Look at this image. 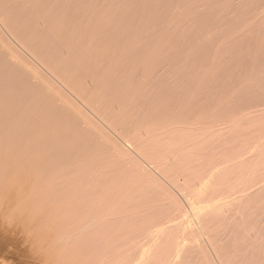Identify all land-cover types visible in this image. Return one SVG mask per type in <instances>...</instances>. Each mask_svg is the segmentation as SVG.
Returning <instances> with one entry per match:
<instances>
[{
    "label": "bare ground",
    "instance_id": "6f19581e",
    "mask_svg": "<svg viewBox=\"0 0 264 264\" xmlns=\"http://www.w3.org/2000/svg\"><path fill=\"white\" fill-rule=\"evenodd\" d=\"M30 1L32 0H29V3ZM34 1L40 5L42 10L31 8L33 11L22 13L24 17L27 16L26 19L24 18L25 21L28 19L26 22L23 19L22 22L18 21L21 15H15L16 12L13 13L15 9L13 7L20 2L21 4L18 3V5L22 7L16 6L20 10L27 7L30 9L29 3L26 4L27 0H11L9 2L8 5L11 6L9 9H12V13L9 11L12 16L8 11H6V14L8 13L11 17L8 15L6 17L5 10L3 11L4 8L0 6L1 25L6 28V31L13 32L12 35L9 32L11 36L15 34L18 44L25 51L28 50L27 52L33 56L35 62L41 66L40 69H43L40 71L39 65L37 66L35 62L34 64L29 61L27 56L13 45L14 43L8 41V38L6 41L5 37L2 36L5 40H0V264H189L190 258H197L198 261H202V264H216L210 259L205 248L206 244L204 246L203 241H205L206 236L215 233L225 220H230L229 218L234 220L235 223L236 221L239 223L243 220L253 202H261L257 198L264 190V185L259 188L255 187L256 189L253 187L263 181L261 179L259 181L256 173L264 170V120L262 122L260 121L262 118H258V122L252 120L254 128L252 130L250 127L252 132L250 130L251 133H247L249 135L242 141L239 140L243 136L228 141L229 137L227 136L233 133L221 134L223 131L213 129L215 128L214 125L209 124V126L207 123H200L198 117L197 120H193L194 122L191 119V121L185 120V118L182 119V116L177 120L175 117L177 114H172L176 107L170 109L173 111L172 113L166 111L167 114H165L162 110L166 105H161L158 102L161 101L159 98L164 96L161 95L165 92L163 90L162 93L155 94L153 101L148 100L151 104H149V107L148 105H141L139 102L141 106L147 107L145 110L141 107L143 111L137 110L135 114L130 112L131 116L127 114L128 117L125 120L122 116V119L118 118V109L109 105L114 103L112 98L111 103L107 101L110 100L107 91L114 84H117L116 78L119 71H125V75H131L132 79H138L137 82L143 81L145 85L148 84L146 86L150 87L152 86L150 82L153 83L156 80V78L153 79V74L155 75L154 72L158 69V65H154V63L160 41H157L158 44L155 42L158 45L156 46L157 51H155L153 47H149L150 45L153 46L152 44L148 46L146 41L143 42L147 44H143L141 40L146 38L143 33H147L149 30L144 32L145 27L152 25L150 24V16H146L149 19L141 17L138 20L136 19L137 21L134 20L135 25L133 24L134 27L130 30L127 26H124L128 23L125 22L126 20L123 21L122 13L113 10L118 9L117 7H123L124 0H99L96 6L101 9L100 13L94 14H91V10H81L82 8L76 10L75 7V10H72L71 7H74L75 0L74 2L70 1L74 3L70 6L71 10H59L58 3L60 1L58 2V0ZM84 1L77 0V3L79 2L81 7H84L85 4V8L87 6L86 9H89L93 2L88 4L87 1L85 3ZM155 1L159 4V1L162 0ZM206 1L204 0V4ZM236 1L238 3V0ZM128 2L130 1L128 0ZM214 2L219 3L220 1L215 0ZM236 3L235 10L237 8ZM220 4L222 5V3ZM162 5L160 6L163 7ZM253 5L255 6V4H252V7ZM247 6L246 4V8H248ZM206 7L208 6L205 5L204 9ZM257 7L259 8V6ZM98 8L96 9L98 10ZM223 8L226 13H229L226 10V5ZM164 11L166 12V9ZM196 11L200 12L202 10ZM169 12L172 13L170 10ZM217 12L222 15L221 10H217ZM209 13L212 15L211 12ZM209 13L207 12V14ZM173 14L174 12L172 16H178ZM182 16L184 17L185 14ZM212 16H214V19L217 18L215 14ZM197 17L202 21L199 14ZM228 17L231 16L228 14ZM237 17L239 18L238 15ZM189 18L186 17L184 21L188 19L187 23L189 21L191 23ZM154 19L156 20V18ZM164 19L166 18L164 17ZM212 19L210 18V21ZM229 19L231 20V18ZM117 20H121V22ZM113 21L115 23L112 25ZM178 21L180 22V20ZM216 21H219V19L217 18L215 23H217ZM223 21L225 22V20H222L221 25ZM18 22L22 23L20 25H23L21 27L23 29L27 27L26 25H31V28H28L33 29V31L31 32L28 28L26 30L32 34L23 31L18 27L19 24L15 26ZM27 22L29 23L27 24ZM31 22L34 24L33 27ZM168 22V20H165V24H163L166 26ZM172 23L174 25L175 22ZM187 23L183 24L185 27L182 26V29L185 28L183 31L186 30L185 33L188 34L186 28L189 27L190 31L192 27H195V24L192 23L190 28V23L189 26L185 25ZM230 23L231 21L228 23L231 27ZM243 23L244 21L241 24L239 21V26L244 27ZM214 24L212 26L210 23L209 28L212 27L211 29H213L216 26ZM168 26L170 29L171 24ZM202 26L206 27V24ZM173 27L175 29V25ZM201 27H199V30H202ZM218 27L221 28L222 26ZM154 29L157 32V29ZM194 29L193 38L196 42L199 35L196 38L194 37L196 33L198 34L196 28ZM211 29L209 30L211 31ZM215 30L220 31L217 28ZM215 30L214 33L217 34L218 32L216 33ZM229 31L233 32V29ZM159 32L163 31L159 30ZM154 34L156 35V33ZM227 34L229 33L226 32L224 35ZM200 35H202V32ZM187 36L185 39L182 37L183 41L188 40L189 36ZM239 37H241V34ZM161 38L164 37L161 35ZM200 38L202 39V36ZM209 39L211 41L210 37ZM215 41L222 44L220 40ZM223 46L225 44L222 45V48H225ZM214 47L216 49V46ZM149 49L153 51L151 52ZM160 61L162 63V59ZM209 65L211 67V64ZM155 66L157 69H155ZM152 67L155 70L151 69ZM193 69H191L190 74ZM199 69H197L198 72ZM183 70L185 71L186 67ZM183 70L177 72L179 74L183 72V75H185ZM194 70L196 71V69ZM244 74H242L243 78H245ZM187 76L189 77V74ZM181 77L182 75H180ZM184 78L187 77L184 76ZM193 78L191 77V80ZM196 78H201L199 73ZM243 78H237L240 80L239 83L246 81ZM252 78L254 79V75ZM261 81L264 82L263 79ZM227 82L222 85L224 91L227 85L229 87ZM136 83L134 84L137 86ZM251 84L253 82H250L249 85L246 84V86L250 88ZM162 85L164 84L162 83ZM180 86H183V84ZM113 89L111 88V90ZM176 89L184 92L187 90ZM220 89L219 92L222 91ZM172 90L175 89L171 88ZM255 90H258L257 86ZM146 93L144 92L145 95H148ZM224 94L228 95V92ZM215 95L217 98L218 93ZM171 97H175V99L182 102L176 96L171 95ZM171 97L169 94L170 99ZM224 97L223 95L222 98L226 100ZM226 97L229 98V96ZM145 98L147 99V97ZM175 99L171 100L175 101ZM196 102L190 100L191 105L189 108L192 107V103ZM161 103L164 104V102ZM81 105H86L88 111L82 109ZM172 105L170 108H172ZM198 105L200 106V113L203 106L200 105V102L197 103V107ZM208 106L210 109L211 105ZM158 107H162L161 110H158ZM178 107L177 109L180 108ZM204 107L206 108V106ZM132 108L135 109V107ZM194 110L197 112L198 108ZM260 110L263 111L264 109ZM195 111H191V113H196ZM91 112L94 116L90 115ZM262 113L255 117H262ZM212 117L210 116L209 119L211 120ZM240 123H238L239 126ZM108 129L116 132V135L118 133V137L114 138L116 136L113 134V137L111 131V134H109ZM234 135L237 136L238 134ZM247 149H249L248 155H246L247 152H244ZM262 172L261 174L264 176ZM164 176L170 181L167 182L174 187L176 186V189L178 188L181 192V197L185 200L187 207L178 198L179 196L177 197L170 190L169 183V186L165 184ZM161 178L165 181L163 182ZM262 196L261 198H263ZM261 203L263 204V202ZM256 207L257 205L254 204L253 211ZM251 214L253 215V212ZM238 218L240 219L238 220ZM258 218H260V215ZM245 225L248 226L247 223ZM245 228L243 227V229ZM246 230L251 233V230ZM234 231L236 230L234 229ZM219 236H222L221 231ZM227 236L229 237V235ZM235 236L234 241L236 240ZM254 236L251 235V237ZM257 236L259 235L257 234ZM214 237L218 238L213 234ZM258 242L261 243L259 240ZM217 243L222 242L218 241ZM245 243L247 244V241ZM245 243L244 245H246ZM213 244L212 247H214ZM227 244V246L230 245ZM237 244L239 245V243ZM254 244L256 245V241ZM218 246L221 247L220 244ZM239 247L240 250L245 248V246ZM247 249L251 248L247 246ZM243 250L247 252L246 249ZM263 250L261 253L264 254ZM241 254L238 256L231 254L232 257L229 258V255H223L229 260L233 257L234 259L246 257V254L244 256ZM215 255L218 257L217 254ZM253 255L256 257V253ZM255 257L252 260L255 262L257 260L256 264H260L261 262L258 263V259L254 260ZM258 257L262 259L261 255ZM245 261L252 263L248 259ZM238 263L241 264L240 260Z\"/></svg>",
    "mask_w": 264,
    "mask_h": 264
},
{
    "label": "rangeland",
    "instance_id": "374dc122",
    "mask_svg": "<svg viewBox=\"0 0 264 264\" xmlns=\"http://www.w3.org/2000/svg\"><path fill=\"white\" fill-rule=\"evenodd\" d=\"M6 1V2H5ZM11 0H1V2H0V6L2 7V8H4L3 9V11L5 10V14H6V11H8V13H10V11L12 10L11 8L9 9V7H11V6H9L8 4H9V2H10ZM34 3H33V2ZM32 1H30V3H29V0H27V2H26V4H28L29 6H30V9H29V7H27V8H23V9H19V8H21L22 6L21 5H18V3L19 4H21L20 2H18L17 3V5L16 6H18V7H13V13H15V15H17V16H20V20H18L19 22H22V19H23V21L24 22H26L25 20H24V18L25 17H27V16H23L22 15V13L24 14V13H26V12H29V11H31L32 9H39V10H42V8L40 7V5L36 2V1H34V0H32ZM57 1V0H56ZM61 3H60V2ZM66 1H69V2H66ZM58 0V8H59V10H75V7L77 8L76 10H80L81 8V10H91V14H94V13H100V8H98L96 5V3L99 1V0H83L84 1V3L87 1L88 2V4L90 3H92L90 6V8H92V9H86L87 8V6H86V8H85V4H84V7H81L80 5H79V2L77 3V0H75V2L77 3H71L70 1H72V2H74V0ZM94 1H95V3H94ZM108 1V0H107ZM125 1L126 0H124L123 1V3L122 4H124V5H126L125 7H124V5H123V7H117L118 9H113L115 12L117 11V12H121L120 14L123 16V21H125V22H127L126 24L127 25H124V26H127L130 30H131V28L132 27H134L133 26V24L135 25V21L134 20H138V18L140 19L141 17H146V16H150L149 18L151 19V21H150V24H152L151 26L149 25V26H147V27H145V29H144V32L145 31H147L148 29V31H147V33L148 32H150L149 34H147L146 32L145 33H143V34H145L146 35V38H147V40H146V38H144V36H143V38L144 39H141L142 40V42L143 41H146L145 43L143 42V44H147L148 46H149V44H152L153 46H149V47H153V49L155 50V51H157V47L156 46H158L157 44V41L159 40L160 42V46H158V51L156 52V59H155V63H154V65H158L157 67H158V69L156 68V66H155V69H157L156 71H158V72H154L155 73V75L153 74V79L155 80V78H156V80L155 81H153V79H152V81H153V83L152 82H150L151 84H152V86L150 87V86H146V85H148L147 83H146V85H145V83L143 82V81H138L137 82V80L138 79H132L130 76L131 75H129V76H127V75H125V71H119V73H118V75H117V84L115 85H113L111 88L113 89V90H111V88L107 91V95H108V97H109V99L110 100H107V101H109V103H111V98H112V102H114V103H111V104H109V105H112L113 107H115L116 109H118V111H119V116H118V118H121V116L122 117H124L123 118V120H125L128 116H131V113L130 112H133L134 114L137 112V110H139V111H143V109L145 110L147 107V105H148V107L151 105L149 102H148V100H154V96H155V94L156 95H158V94H160V93H162V90L163 91H165V92H163L161 95H164L162 98L160 97L159 99H161V101H158L161 105H166V106H164L165 108H167V109H163L162 111L163 112H165V114H167V112L166 111H168L169 113H172L173 111L172 110H170V109H173V107H174V109H175V107H176V109H175V111L177 110V112H175L174 111V113H172V114H177L175 117H176V119L177 120H179L180 119V116H182L181 118L182 119H184L185 118V120H189V121H193V120H197L196 118L198 117V118H200V120L198 119V121L200 122V123H204V124H206L207 123V125H209V124H212V125H214L215 126V128H213V129H215V130H219L220 132H222L221 134H223V133H233V134H229L227 137H229V140L228 141H230V140H234V138H236V137H241V136H243L242 137V139L241 140H239V141H242L244 138H246L251 132H252V130H253V128H254V124L252 123V120H255L256 122H258L259 120H258V118H262L260 121L262 122V120H264V110L262 111V110H260V109H264V82L262 83V79H263V81H264V22H263V19H264V0H251V2H250V0H238V3H236L237 1L236 0H218V1H220L219 3H216V2H214L215 0H207L206 1V3L204 4V0H194V2H193V0H162V1H159V4L160 5H162L163 7H161L155 0H153V1H151V0H129L130 2H128V0H127V2L125 3ZM141 1V2H140ZM146 1V2H145ZM164 1V2H163ZM260 1H261V3H263L262 5H261V3H260ZM4 2V3H3ZM145 2V3H144ZM150 2V3H149ZM190 2V3H189ZM243 2H246V3H243ZM5 3H7V4H5ZM35 3H36V5H35ZM65 3V4H64ZM69 3V4H68ZM148 3V4H147ZM178 3H180V4H178ZM220 3H222V5H223V7L226 5V7H227V11H229V13H226V11H225V9L222 7V5L220 4ZM235 3L237 4V8H236V10H235ZM241 3V4H240ZM4 4V5H3ZM32 5V7H31V5ZM66 4H68L67 6H66ZM74 4V7L72 6L71 7V9H70V6L71 5H73ZM94 4V5H93ZM193 4H195V5H193ZM196 4H198V5H196ZM246 4L248 5L247 7L249 8H246ZM252 4H255V6L253 5V7H252ZM11 5V4H10ZM35 5V6H34ZM39 5V6H38ZM62 5V6H61ZM129 5V6H128ZM182 5V6H181ZM191 5H192V7H191ZM205 5H207L208 7H206V9H204V6ZM244 7H243V6ZM259 6V8L257 7V6ZM34 6V7H33ZM64 6V7H63ZM95 6H96V8H98V10L95 8ZM121 6V5H120ZM136 6V7H135ZM152 6V7H151ZM155 6H157L156 8H153V7H155ZM199 6H201V7H199ZM203 6V7H202ZM6 7V8H5ZM37 7V8H36ZM68 7V8H67ZM79 7V8H78ZM88 7H89V5H88ZM94 7V8H93ZM164 7H167V8H164ZM194 7H195V9H194ZM214 7V8H213ZM251 7H252V10H251ZM16 8H17V10H16ZM32 8V9H31ZM61 8V9H60ZM74 8V9H73ZM83 8H85V9H83ZM119 8H121V9H119ZM242 8H244V9H242ZM258 9V10H256V9ZM95 9V10H94ZM151 9V10H150ZM156 9V10H155ZM166 9V12L164 11V10ZM202 10L203 11V9H204V11L202 12V11H200V12H198V11H196V10ZM214 9H216V10H214ZM10 10V11H9ZM28 10V11H27ZM131 10V11H130ZM135 10H136V12H135ZM144 10V11H143ZM169 10L170 11H172V13L174 12V14H176V15H178V16H172V13L171 12H169ZM209 10V11H208ZM217 10L218 11H222V15L224 16H222V15H220V13L219 12H217ZM260 10V11H259ZM263 10V11H262ZM3 11H2V13H3ZM19 11V12H18ZM20 11H22V12H20ZM33 11V10H32ZM35 11V10H34ZM113 11V12H114ZM143 11V12H142ZM161 11V12H160ZM196 11V12H195ZM206 11V12H205ZM249 11V12H248ZM1 12V11H0ZM135 12V13H134ZM141 12V13H140ZM204 12H205V14H204ZM207 12L209 13V12H211V14L212 15H214L215 14V17H217L218 19H219V21H216L217 23H215V20H217V18L216 19H214V16H212V15H210V13L209 14H207ZM248 12V13H247ZM8 13L6 14V17H7V15H8ZM11 13H12V11H11ZM11 13H10V15H11ZM139 13V14H138ZM168 13H171V14H168ZM180 13V14H179ZM201 13V14H200ZM214 13V14H213ZM237 13V14H236ZM5 14H4V16H5ZM125 14V15H124ZM131 14V15H130ZM167 14V15H166ZM173 14V15H174ZM185 14V16L183 17L182 15H184ZM189 14H191L192 16H190ZM199 14V16L202 18V21H200L198 18L199 17H197V15ZM204 14V15H203ZM207 14V15H206ZM228 14L231 16V17H228ZM249 15V16H246V15ZM254 14V15H253ZM10 15H8V16H10ZM130 15V16H129ZM135 15V16H134ZM154 15H155V17H154ZM164 16L166 19H164V17H162V16ZM181 15V16H180ZM187 15V16H186ZM193 15H194V19H193ZM237 15L239 16V18L237 17ZM12 16V15H11ZM10 16V17H11ZM124 16H125V19H124ZM207 16V17H206ZM222 16V17H221ZM23 17V18H22ZM129 17L131 18L130 20H132V22H130V20H129ZM170 17H172L171 18V20H169L170 19ZM186 17H190L189 19L191 20V23H190V21H189V23H187V21H188V19H187V21H184V20H186L185 18ZM228 17V18H227ZM247 17H248V19H250V21H248V19H247ZM251 17V18H250ZM253 17V18H252ZM147 19H149L148 17H146ZM145 18V19H146ZM154 18H156V20L154 19ZM197 20H196V19ZM200 18V19H201ZM207 18H209V19H207ZM210 18H213L212 19V21H210ZM221 18H222V20H225V22L223 21V23H222V25L220 24L221 22H222V20H221ZM229 18H231V20L229 19ZM241 18V19H240ZM260 18H261V20H262V22H261V20H260ZM26 19V18H25ZM144 19V18H143ZM172 19H173V21H172ZM177 19V21H175ZM238 19V20H237ZM253 19V20H252ZM136 20V21H137ZM165 20L167 21H169L168 23H170L171 24V27H170V29L168 28L169 26L168 25H170V24H168V23H166L167 25L165 26L164 24H165ZM178 20H180V22L178 21ZM194 20H196L195 22H194ZM214 20V21H213ZM228 20H230L231 21V27L229 26V22H228ZM234 20V21H233ZM117 21H120L121 22V20H117ZM156 21V22H155ZM158 21V22H157ZM239 21H240V24L244 21V23L242 24V25H244V27L243 26H239L240 24H239ZM17 23V24H15V26L16 25H18L19 24V26L18 27H23V25L21 26L20 24H22V23ZM24 22H23V24H24ZM33 22V21H32ZM31 22V24H32V27H33V25L35 24V22H33L32 23ZM160 22V23H159ZM172 22H175L174 23V25H175V29H174V25H173V23ZM186 22L187 24H185V25H190V28H191V25H192V23H193V25L195 24V27H192V29H190V31H189V27L188 28H186L187 29V31H188V34L187 33H185V31H183L184 29H182V26H184L183 24ZM203 22V23H202ZM215 24H214V23ZM228 22V23H227ZM236 24H235V23ZM249 24H248V23ZM261 22V23H260ZM29 22H27V24H28ZM113 23H115V21H113L112 22V25H113ZM164 23V24H163ZM179 23H180V25H179ZM183 23V24H182ZM199 23H202V24H199ZM210 23H211V25L213 26V24L214 25H216V26H214V30L217 28V30H220L219 32L218 31H216L215 30V32L217 33V34H215L214 33V30L213 29H211V28H209V25H210ZM226 23H227V25H226ZM257 23V24H256ZM2 23L0 22V30L2 31L1 33H3V34H1L0 33V38H2V39H0V40H5L6 39V41H7V38H8V41H11V43H14L13 45L16 47V48H18V50H20V51H22V53L25 55V56H27V58L29 59V61H31L32 63H34L35 62V59L33 58V56H31L30 55V53L29 52H27L28 50H26L25 51V49H23L19 44H18V40L16 41V39H15V37L16 36H14L15 34H13V36H11L12 35V31H9V32H11L10 34H9V32L8 31H6L5 29L6 28H4V26H2L1 25ZM125 24V23H124ZM205 25L206 24V27L205 26H202L201 27V25ZM26 25V24H25ZM159 26V27H157V26ZM179 25V27L177 28V26ZM188 25V26H189ZM210 25V26H211ZM232 25H233V27H232ZM259 25H260V27H259ZM263 25V26H262ZM27 27H25V29H23V28H21V29H23V31H25L26 33H31L32 31H33V29L31 30L30 28V26H28V25H26ZM163 26V27H162ZM218 26H222L223 28H225V29H223L222 27L220 28V27H218ZM228 26V27H227ZM249 26V27H248ZM250 26H252V27H250ZM28 27H30V28H28ZM127 27H126V29H127ZM156 28L157 29V32H155L156 30L153 28ZM161 27H162V29H161ZM181 27V28H180ZM185 27V26H184ZM199 27H201V29L202 30H199ZM228 28V30H227V28ZM243 27V28H242ZM30 29V31L31 32H28V30H26V29ZM144 28V27H143ZM167 28H168V30H167ZM180 28V29H179ZM194 28H196V31L198 32V34L196 33L195 35H194V37L196 38V36L197 35H199V37L197 36V39H196V42H195V39L193 38V34L195 33V29ZM233 29V32H231V31H229V30H231V29ZM240 28H242V29H240ZM246 28V29H245ZM253 28V29H252ZM128 29V30H129ZM193 29H194V31H193ZM204 29H206L205 31H204ZM209 29H211V31L209 30ZM10 30V29H9ZM159 30L160 31H163V32H159ZM173 30V31H172ZM175 30V31H174ZM180 32H178V31ZM239 30V31H238ZM223 31V32H222ZM246 31V32H245ZM185 33V35H184V33ZM194 32V33H193ZM201 32H202V35H200L201 34ZM208 32V33H207ZM211 32V33H210ZM226 32H228L229 34H227L226 36L224 35ZM251 34H250V33ZM24 33V32H23ZM154 33H156V35L154 34ZM173 33V34H172ZM210 33V34H209ZM233 33V34H232ZM263 33V34H262ZM29 34H25V35H29ZM32 34V33H31ZM164 37V38H161V35ZM219 34V36H217ZM241 34V37H239V35ZM151 37L150 39L148 38L149 36ZM155 35V36H154ZM182 35H184V36H182ZM186 35H188L189 36V38H188V40H187V42H185V41H183V39H182V37L185 39V37H186ZM206 35V36H205ZM212 35V36H211ZM220 35H221V37H220ZM230 36V38H229V36ZM249 35V36H248ZM5 37V39L3 38V37ZM148 36V37H147ZM187 36V37H188ZM202 36V39L200 38ZM259 36V37H258ZM153 37H156V38H153ZM206 37H208V38H206ZM209 37L211 38V41H210V39H209ZM213 37H218L217 39H215V38H213ZM234 37H235V39H234ZM249 37V38H248ZM253 37V38H252ZM236 38H237V40H236ZM152 39H154V40H152ZM155 39H156V41H155ZM163 39H165V40H163ZM194 39V40H193ZM206 39H207V41H206ZM213 39V40H212ZM243 39H245V40H243ZM198 40V41H197ZM201 40V41H200ZM215 40H220V42H222V44H220V43H218V42H216ZM250 40V41H249ZM151 41H153V42H151ZM166 41H167V43H166ZM230 41H232V42H230ZM1 42V41H0ZM157 44H156V43ZM215 42H216V44H215ZM224 42V43H223ZM232 43V44H231ZM156 44V45H155ZM196 44V45H195ZM208 44V45H207ZM210 44H212V45H210ZM225 44V46H223V47H225V48H222V45H224ZM229 44H231V45H229ZM238 44V45H237ZM255 44V45H254ZM163 45V46H162ZM167 45V46H166ZM188 45V46H187ZM207 45V46H206ZM210 45V46H209ZM214 46H216V49H215V47ZM244 46H245V48H244ZM155 47V48H154ZM172 47V49H170ZM179 47V48H178ZM182 47V48H181ZM189 47V48H188ZM210 47V48H209ZM231 47V48H230ZM240 47V48H239ZM169 48V49H168ZM213 48H214V50H213ZM255 48V49H254ZM165 49H167V50H165ZM193 49V50H192ZM198 51H197V50ZM205 49H206V51H205ZM211 49V50H210ZM221 49V50H220ZM181 50V51H180ZM183 50V51H182ZM210 50V51H209ZM223 50V51H222ZM246 50H247V52H246ZM149 51H153L152 49H149ZM167 51V52H166ZM196 51V52H195ZM218 51V52H217ZM174 52V53H173ZM191 52V53H190ZM165 53V54H164ZM176 53V54H175ZM202 53H204L203 55H205V56H203L202 55ZM183 54H185V55H183ZM199 54H201L200 56H198ZM248 54V55H247ZM196 55V56H195ZM222 55V56H221ZM162 58H161V57ZM165 56V57H164ZM235 56V57H234ZM237 56V57H236ZM182 57V58H181ZM203 57V58H202ZM163 58H164V60H163ZM214 58V59H213ZM248 58V59H247ZM162 59V63H161V60ZM196 59V60H195ZM198 59V60H197ZM203 59V61H201ZM159 60V61H158ZM173 60V62H171V61ZM181 60V61H180ZM213 60V61H212ZM235 60V61H234ZM157 61V62H156ZM165 61V62H164ZM212 61V62H211ZM243 61V62H242ZM177 62V63H176ZM178 62H179V64H178ZM185 62V63H184ZM204 62V63H203ZM241 62V63H240ZM36 63V65L38 66L39 64L37 63V62H35ZM34 63V64H35ZM195 63V64H194ZM166 66H165V65ZM172 64V65H171ZM190 64V65H189ZM198 64V65H197ZM202 64H204L203 66H202ZM209 64H211V67H213V68H211L210 67V65ZM177 65V66H176ZM180 65V66H179ZM192 65V66H191ZM194 65V66H193ZM199 65H201L200 67H202L201 69H199L200 67H198ZM206 65V66H205ZM208 65V66H207ZM242 65V66H241ZM153 66V65H152ZM160 66V67H159ZM168 66V67H167ZM171 68H170V67ZM189 66V67H188ZM196 66V67H195ZM216 66V67H215ZM254 66V67H253ZM40 65H39V69H40ZM186 67V70L184 71L183 69ZM210 67V68H209ZM159 68H160V70H159ZM167 68V69H166ZM180 68V69H179ZM182 68V69H181ZM192 68H194V69H196V71L193 69V72L190 74V72H191V69ZM151 69H154L153 67L151 68ZM151 69H150V71H151ZM154 69V70H155ZM197 69H199V72L197 71ZM207 69H209V70H207ZM213 69V70H212ZM225 69H227V70H225ZM245 69H246V71H245ZM43 69H40V71H42ZM165 70V71H164ZM168 70H170V71H168ZM181 71V70H183L184 71V74L185 75H183V72H181L180 74L177 72V71ZM188 70H190V71H188ZM211 70V71H210ZM214 70H215V72H214ZM243 70H244V72H245V74H244V72H243ZM160 71H162L161 73H159ZM179 71V72H180ZM186 71H188L187 73H186ZM194 71H195V73H194ZM212 71H213V73H212ZM221 71V72H220ZM151 72H153V70L151 71ZM200 72H202V73H200ZM211 72V73H210ZM251 74H250V73ZM167 73V74H166ZM194 73V74H193ZM198 73H199V77H201V78H196V76L198 77ZM231 73V74H230ZM249 73V74H248ZM122 74H123V76H122ZM162 74H164V75H162ZM170 74V75H169ZM187 74H189V77L187 76ZM193 74V75H192ZM195 74H196V76H195ZM239 74V76H237ZM242 74H244V76H245V78H243V76H242ZM152 75V74H151ZM180 75H182V77L180 78ZM201 75V76H200ZM248 75H250V76H248ZM253 75H254V79L252 78L253 77ZM256 75H258V76H256ZM263 75V76H262ZM184 76L185 77H187L186 79L184 78ZM203 76V77H202ZM211 76V77H210ZM226 76V77H225ZM256 76V77H255ZM120 77V78H119ZM122 77V78H121ZM127 77H129V78H127ZM159 77V78H158ZM180 79H179V78ZM191 77L193 78V80H191ZM213 77V78H212ZM222 77V78H221ZM243 78L244 80H246V81H244L243 83L242 82H240L239 83V81L240 80H238L237 78ZM262 77V78H261ZM126 78H127V80H126ZM164 78H165V80H164ZM204 78V79H203ZM227 78V79H226ZM257 78H258V80H257ZM169 79V80H168ZM198 79H200V80H198ZM226 79V80H225ZM253 79V80H252ZM122 80H123V82H122ZM177 80V82H175ZM237 80V81H236ZM255 80H257V81H255ZM133 81H134V83H136L137 84V86L133 83ZM186 81V82H185ZM193 81V83H191ZM228 81V82H227ZM233 81V82H232ZM242 81V80H241ZM125 82V83H124ZM128 82V83H127ZM185 82V83H184ZM187 82H188V84H187ZM224 82H227L228 84H229V87H228V85H227V83H225V85H227L226 86V88H225V91H224V89H222V85H223V83ZM237 82V83H236ZM250 82L252 83L253 82V84H251L250 85V88H249V86H246V84H250ZM141 83V85H142V87H141V85H139L138 86V84H140ZM157 83V84H156ZM162 83L164 84V85H162ZM173 83H175V85H173ZM197 83V84H196ZM205 83V84H204ZM242 83V84H241ZM118 84H119V86H118ZM124 84V85H123ZM133 84V85H132ZM181 84H183V86H185V84H186V86H188V87H183V86H180ZM231 84H233V85H231ZM135 85V86H134ZM150 85V84H149ZM154 85V86H153ZM159 85V86H158ZM160 85H162V86H160ZM173 85V86H172ZM193 85V86H192ZM238 87H237V86ZM259 85H261V86H259ZM62 85H60V87H61ZM121 86V87H120ZM134 86V87H133ZM143 86H144V88H143ZM171 87L172 89H175V90H172L173 91V93H172V91H171V88H170V90H168V88L166 89V87ZM192 86V87H191ZM199 86H200V88H199ZM211 86H212V88H211ZM232 86H233V88H232ZM254 86H255V88H256V86H257V91L255 90V88H254ZM125 87V88H124ZM135 87H137V88H135ZM145 87H147V88H145ZM174 87H176V88H182V89H187L185 92L184 91H181V90H177L176 88H174ZM220 87H221V89H220ZM228 87V88H227ZM243 87V88H242ZM259 87V88H258ZM61 88H63L64 89V87H61ZM130 88V89H129ZM140 88V89H139ZM149 88H150V90H149ZM138 89H139V91H138ZM144 89V90H143ZM165 89V90H164ZM189 89V90H188ZM193 89V90H192ZM213 89H215V90H213ZM219 89L220 90H222V91H220L219 92ZM242 89H244L243 91H242ZM247 89V91L245 92V90ZM252 89H254V90H252ZM111 90V91H110ZM136 90H137V93H136ZM147 90H148V92H147ZM190 90H191V92H190ZM212 90V91H211ZM122 91V92H121ZM127 91V92H126ZM157 91V92H156ZM189 91V92H188ZM224 91V92H223ZM242 91V92H241ZM111 92H112V94H111ZM129 92H131V93H129ZM144 92L146 93V94H148V95H145L144 94ZM151 92V93H150ZM186 92H188V93H186ZM228 92V95L226 94H224V93H227ZM245 92V93H244ZM256 92V93H255ZM108 93H110V94H108ZM125 93H126V95H125ZM139 93V94H138ZM142 95H141V94ZM216 93H218V96H217V98H216V95L215 94ZM254 93V94H253ZM260 93V94H259ZM136 94V95H135ZM169 94H170V97H171V95L172 96H176V98L178 97L182 102H180L178 99H175V97H171V99L172 100H174L175 99V101H172L170 98H169ZM241 94V95H240ZM139 95H141V96H139ZM190 95V96H189ZM223 95L225 96L224 98H226V100H224L222 97H223ZM235 95V96H234ZM243 95V96H242ZM250 95V96H249ZM116 96V97H115ZM125 98H124V97ZM133 96V97H132ZM226 96H229V98L228 97H226ZM240 96H242V97H240ZM255 96V97H254ZM260 96V97H259ZM129 97V98H128ZM131 97V98H130ZM136 97V98H135ZM139 99H138V98ZM145 97H147V99L145 98ZM165 97V98H164ZM181 97V98H180ZM234 97V98H233ZM252 97H253V99H252ZM144 98H145V100H146V102H145V100H144ZM259 98V99H258ZM117 99V100H116ZM119 99V100H118ZM128 99V100H127ZM130 99V100H129ZM134 99V100H133ZM170 99V100H169ZM188 101H187V100ZM195 99V100H194ZM212 99V100H211ZM215 99H216V101H215ZM224 100V102L223 103H221L223 100ZM258 99V100H257ZM261 99V100H260ZM139 100H141V101H139ZM144 102H143V101ZM190 100H191V102H196L197 100V102L196 103H192V107L191 108H189L190 107V105H191V103H190ZM241 100V101H240ZM257 100V101H256ZM132 101H134V102H132ZM138 101V102H137ZM226 101V102H225ZM248 101V102H247ZM139 102L141 103V105H146V106H141L140 104H139ZM143 102V103H142ZM161 102H164V104L163 103H161ZM178 102H180L179 104H178ZM200 102V105L201 106H203V109L202 108H200V109H202V110H200L201 112L199 113V105H198V107H197V103H199ZM205 102V103H204ZM231 104H230V103ZM135 103V104H134ZM146 103H148V104H146ZM170 103L171 105H172V103H173V105H172V108H170V106L168 105V104ZM186 105H185V104ZM204 103V104H203ZM235 105H234V104ZM134 106H133V105ZM136 104H138V105H136ZM150 104V105H149ZM175 104H178V105H175ZM228 104H230V105H228ZM248 104V105H247ZM253 104V105H252ZM260 104V105H259ZM115 105V106H114ZM118 105V106H117ZM119 105H121V106H119ZM168 105V106H167ZM175 105V106H174ZM208 105H211L210 106V109L208 108L209 106ZM225 105H226V107H225ZM230 106V107H228V106ZM243 105H245V106H243ZM139 106V107H138ZM177 106H179L178 108L179 109H177ZM184 106V107H183ZM198 108V113L194 110V109H196L197 110V108ZM204 106H206V108L204 107ZM214 106H215V109H214ZM217 106V107H216ZM256 106V107H255ZM81 107H82V109H84V110H86V111H88L87 109H88V107L85 105H81ZM84 107V108H83ZM123 109H122V108ZM132 107H135V109H136V111H135V109H133ZM137 107V108H136ZM141 107H143V109L141 108ZM195 107V108H194ZM225 107V108H224ZM242 107V108H241ZM258 107H259V109H258ZM86 108V109H85ZM129 108V109H128ZM161 108L162 107H158V110H161ZM186 108H187V112H186ZM226 109L225 111H222V110H224V109ZM241 108V109H240ZM248 108V109H247ZM126 109H127V111H126ZM133 111H132V110ZM157 109V108H156ZM189 109H191V110H189ZM214 109V110H213ZM245 109V110H244ZM123 110H124V112H123ZM131 110V111H130ZM206 110V111H205ZM213 110V111H212ZM246 110H248V111H246ZM191 111L192 112H196V113H191ZM126 112V113H125ZM204 114H203V113ZM221 112H222V114H221ZM235 112H236V115H235ZM238 112H240L239 114H238ZM243 112V113H242ZM263 112V113H262ZM121 113V114H120ZM130 113V114H129ZM133 113H132V115H133ZM207 115H206V114ZM218 113H220V114H218ZM260 113H262V117H255V116H258ZM127 114H128V116H127ZM193 115V117H192V115ZM196 114V115H195ZM218 114V115H217ZM90 115H93V113L91 112L90 113ZM195 115V116H194ZM205 115V116H204ZM209 115V116H208ZM217 115V116H216ZM228 115V116H227ZM94 116V115H93ZM92 116V117H93ZM126 116V117H125ZM174 116V115H173ZM185 116V117H184ZM189 116V117H188ZM200 116V117H199ZM210 116H213L212 117V119L210 120L209 118H210ZM243 116H244V118H243ZM245 116H247V117H245ZM186 117H188V118H186ZM229 117V118H228ZM239 117V118H238ZM224 118V119H223ZM243 118V119H242ZM94 119H97L98 120V118H96V117H94ZM122 119V118H121ZM191 119V120H190ZM223 119V120H222ZM236 119V120H235ZM240 119H242L241 121H240ZM230 120H231V123H230ZM239 120V122H237ZM194 122V121H193ZM211 122H213V123H211ZM224 122V123H223ZM241 122V123H240ZM238 123H240V126H239V124ZM211 125V126H212ZM231 125H233V126H231ZM210 126V125H209ZM214 126H212V127H214ZM253 126V127H252ZM232 127V128H231ZM235 127V128H234ZM242 127V128H241ZM250 127L252 128V130L250 129ZM211 128V127H210ZM218 128V129H217ZM224 128H226L225 130H223ZM245 128V129H244ZM229 129V130H228ZM236 129V130H235ZM109 131V134H111V132H112V136L114 137V135L116 136V137H114V138H117L118 136V133H117V135H116V132H114L113 130H111V129H108ZM238 130V131H237ZM248 130V131H247ZM251 130V132H249ZM111 131V132H110ZM235 131V132H234ZM226 133V134H227ZM244 133V134H243ZM246 133V134H245ZM247 133H249V134H247ZM114 134V135H113ZM220 134V133H219ZM234 134H238V135H240V136H235ZM243 134V135H242ZM246 135V136H245ZM235 136V137H234ZM238 141V142H239ZM228 147H229V145H228ZM245 153L247 152V154L246 155H248L249 153V149H247L246 151H244ZM245 155V156H246ZM263 171V172H262ZM261 172L262 173H264V170H260V171H258L256 174H257V177H259V181H260V179L261 180H263L262 182H259L258 183V185L256 184L253 188H255V187H257V188H259L261 185H264V176H263V174H261ZM260 174V175H259ZM256 176V175H255ZM165 177V176H164ZM161 180L164 182L165 180H166V182H165V184L166 185H168V183L170 182L166 177H165V180L163 179V178H161ZM167 181H169V182H167ZM169 185H170V190L179 198V199H181L182 200V202L184 203V205L187 207V205H186V202H185V200L181 197L182 196V194H181V192L178 190V188L176 189V186L174 187L172 184H170L169 183ZM168 185V186H169ZM256 189V188H255ZM176 190V191H175ZM177 194H176V193ZM262 194H263V196H262ZM261 196L263 197V198H261ZM259 201H261V202H263V204L261 203H258V202H253L251 205H250V207H249V209L247 210V212H246V214H245V216H244V218H243V220H241V221H239V223L236 221V223H235V221L234 220H232L231 218H229L230 220H225L222 224H221V226H223V227H218V229L216 230V231H219V232H216L215 231V233H212V234H209V235H207L206 236V238H205V241H203L204 242V246H205V244H206V246H205V248H206V250L208 251V253H209V256H210V259L212 260V262L213 263H216V264H223V262H224V264H240V263H238L239 262V260H240V262H241V264H250V263H248V262H246L245 260L246 259H248V261L249 262H251L252 261V263L253 264H256L257 263V260L256 259H258V263H263L264 264V261H262L263 259H264V254L263 253H261L262 252V250H263V247H262V244L264 243L263 241H264V200H262V199H264V190L262 191V193L259 195V197L257 198ZM257 199H256V201H257ZM180 200V201H181ZM254 204L255 205H257V207L254 209V211H253V207H254ZM263 206V207H262ZM259 207V208H258ZM260 207H261V209H260ZM252 210V212H253V215L251 214L250 215V213H252V212H250ZM256 211V212H255ZM248 213V214H247ZM256 213V214H255ZM248 215V216H247ZM250 215V216H249ZM255 215H256V217L258 218L259 217V215H260V218H256L255 217ZM247 216V217H246ZM240 217V216H239ZM249 217V218H248ZM241 218V217H240ZM240 218H238V220L240 219ZM246 219V220H245ZM249 219H251V220H249ZM261 219V220H260ZM263 219V220H262ZM253 220H254V223H253ZM255 220H256V222H255ZM252 221V222H251ZM259 222V223H258ZM263 222V223H262ZM240 223H242V224H240ZM247 223V225L248 226H246L245 224ZM232 224V225H231ZM250 224H252L251 226H250ZM242 225V226H241ZM253 225H254V228H253ZM227 226V227H226ZM235 228H234V227ZM225 227V228H224ZM243 227H246L245 229H243ZM260 227H262V228H260ZM224 229H226V230H224ZM234 229L236 230V231H238L239 232V236H238V232H236V231H234ZM246 229H249V231L251 230V233H249V232H247V230ZM229 230V231H228ZM241 230V231H240ZM261 230H262V232H261ZM220 231H221V235L222 236H219V234H220ZM223 231V232H222ZM227 231V232H226ZM227 234H226V233ZM240 232H242V234H240ZM261 232V233H260ZM229 233V234H228ZM250 235H249V234ZM213 234L216 236V237H218V238H213ZM217 234V235H216ZM226 234V235H225ZM237 234V235H236ZM257 234L259 235V236H257ZM225 235V236H224ZM227 235H229V237L227 236ZM236 235V236H235ZM245 235H246V237H245ZM251 235H255L254 237H251ZM227 236V240L225 239V237ZM234 236L236 237V240L234 241ZM212 237V239L214 240V242H213V240L212 239H210ZM232 237H233V239H232ZM241 237H243V238H241ZM240 238V239H239ZM249 238H251V239H249ZM230 239V240H229ZM232 239V240H231ZM245 240V241H247V244L245 243V241H243V240ZM258 240L261 242V243H259L258 242ZM222 242V243H217V242ZM231 241V242H230ZM243 241V242H242ZM255 241H256V245L254 244L255 243ZM214 244H213V243ZM229 243L230 245L229 246H227L228 244L227 243ZM263 242V243H262ZM213 244V246L214 247H212L211 245ZM237 243H239V245L237 244ZM240 243H242L241 245H240ZM244 243L246 244V245H244ZM220 244V246L222 247H219L218 245ZM227 244V245H226ZM236 244V245H235ZM258 245H259V247H258ZM228 247V249H226L227 247ZM239 246H245V248H243V249H246V251L247 252H244V250L242 249V250H240L239 248ZM247 246H248V248H251V249H247ZM253 246V247H252ZM263 246H264V244H263ZM212 247V248H211ZM256 249H255V248ZM217 251V252H215V251ZM259 250V251H258ZM206 251V252H207ZM251 251V252H250ZM255 251H257L258 253H259V255H257L258 253L257 252H255ZM221 252V253H220ZM263 252H264V250H263ZM214 253V254H213ZM241 253H244V254H246V257H239L240 259H238V257H237V259H234V257L233 258H230V260L229 259H227V255H229L228 256V258L231 256V254L233 255V256H238V255H240ZM251 253H256V257H255V255H253V254H251ZM215 254H217L218 255V257L215 255ZM222 254V255H221ZM223 254H226V256H224ZM244 254H241L242 256H244ZM250 257H249V256ZM262 256V259H260L261 257H258V256ZM232 257V256H231ZM249 257V258H248ZM253 257H255V259L254 260H256V262L255 261H253L252 260V258ZM225 258V259H224ZM191 260H189V264H202V261L201 260H199V261H201L200 263H199V261H198V259L197 258H190ZM221 259V260H220ZM193 260V261H192ZM227 260V261H226ZM242 260H244V261H242ZM194 261H195V263H194ZM196 261H198V262H196ZM235 263H234V262ZM238 261V262H237ZM220 262V263H219ZM230 262H232V263H230ZM251 263V264H252ZM260 263V264H261ZM204 264V263H203Z\"/></svg>",
    "mask_w": 264,
    "mask_h": 264
}]
</instances>
